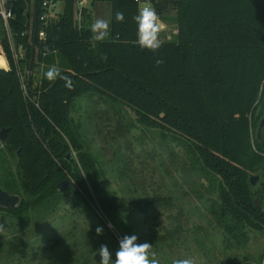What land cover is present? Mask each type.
Masks as SVG:
<instances>
[{"label": "trees", "instance_id": "trees-1", "mask_svg": "<svg viewBox=\"0 0 264 264\" xmlns=\"http://www.w3.org/2000/svg\"><path fill=\"white\" fill-rule=\"evenodd\" d=\"M44 1L13 0L8 27L0 14L10 66L0 68V130L9 128L6 142L0 140V187L22 197L17 208L0 207V212L28 221L52 199L59 198V204L72 193L119 227V219L133 211L176 205L173 196L125 199L105 189L104 171L85 150L82 125L74 116L81 98L100 95L127 104L141 127L183 142L207 170L209 193L218 195L210 207L225 228L226 242L229 237L241 242L245 228L264 233V180L257 188L250 183L252 174L264 175V130L261 139L257 134L264 117V0H141L159 16L177 11V40L161 43L155 52L136 43L137 0H64L63 11L48 24L41 19ZM83 1L110 4L104 39L93 38V15ZM118 11L125 15L122 23L115 20ZM13 46L23 51L31 73L43 65L38 86L28 75V99L14 71ZM53 66L71 78V89L62 79L45 77ZM69 146L78 151L85 176L66 157ZM65 169L78 188L60 193Z\"/></svg>", "mask_w": 264, "mask_h": 264}, {"label": "rangeland", "instance_id": "rangeland-1", "mask_svg": "<svg viewBox=\"0 0 264 264\" xmlns=\"http://www.w3.org/2000/svg\"><path fill=\"white\" fill-rule=\"evenodd\" d=\"M64 4V0H58L57 13L63 11ZM94 5L82 2L94 21L97 8L103 7L101 18L108 20L109 13L111 26L110 4ZM176 13L171 8L159 16L161 43L177 40L180 29ZM4 23L8 27V22ZM2 32L0 27V68L10 70L1 43ZM13 57L16 77L28 99L30 65L23 51L15 46ZM42 73L43 65L37 64L31 73L35 86L40 84ZM74 116L82 125L85 150L104 171V187L109 193L125 199L145 194L173 196L176 205L169 210L149 209L144 214L133 211L119 219V227L95 205L92 209L87 207L72 193L59 204V198L52 199L28 221L27 217L18 220L0 212V264H98L99 247L107 245L115 260L119 241L125 235H136L138 243H151L159 264H173L179 259H191L193 264H264L263 232L245 228L239 235L241 242L232 237L226 242L225 228L210 207L211 198L218 195L209 193L212 184L207 180L208 172L177 137L169 133L164 136L156 128L141 127L127 104L108 96L81 98ZM69 152L85 176L78 151L69 146ZM11 159L15 161L14 157ZM65 172L64 180L78 188L76 179L66 169ZM252 175H260L254 186L257 188L264 175ZM257 198L260 201L259 196H254V204ZM97 227L103 229L102 234L97 235Z\"/></svg>", "mask_w": 264, "mask_h": 264}, {"label": "clouds", "instance_id": "clouds-1", "mask_svg": "<svg viewBox=\"0 0 264 264\" xmlns=\"http://www.w3.org/2000/svg\"><path fill=\"white\" fill-rule=\"evenodd\" d=\"M115 20L117 22H124L125 15L118 11L115 13ZM134 20L137 25V40L136 43L140 48L149 50L151 52L157 51L161 47L160 33L161 22L160 17L150 4H145L138 9ZM110 28V21L105 19H97L91 25V31L94 34L93 38L96 40L104 39ZM106 59V57H104ZM157 63L161 61L157 60ZM49 81L62 79L65 81V87L71 89L73 87L71 78L62 75L55 67H50L44 74ZM3 226L0 225V230ZM101 227L96 228L97 235L102 234ZM136 235H125L119 241V248L115 253V260L112 259V253L107 245H101L97 250L99 255L98 264H159L156 253L152 251V244L148 242L138 243ZM173 264H193L191 259H179L173 261Z\"/></svg>", "mask_w": 264, "mask_h": 264}, {"label": "water", "instance_id": "water-1", "mask_svg": "<svg viewBox=\"0 0 264 264\" xmlns=\"http://www.w3.org/2000/svg\"><path fill=\"white\" fill-rule=\"evenodd\" d=\"M36 5H37V3H36ZM33 59H34V52L32 53L31 62H33ZM30 73H31V69H30ZM30 82H31V77L29 78V83ZM263 130H264V117L261 120V123L258 127V130H257V134H258L259 139L262 138ZM8 132H9V128H4L0 131V140L2 143L6 142ZM18 153H20V150L18 151ZM66 157L72 162L75 161L72 152H69ZM259 179H260V175H252L250 177L251 185L254 187L258 183ZM72 186H73L72 182L70 180L66 179V180H63L60 183H58L57 190H58V192L62 193V192L69 190L70 188H72ZM21 200H22V197L19 194H10L7 191H5L3 188L0 187V207L17 208L20 205ZM255 203H256L255 205L257 206V208H259V209L262 208V205L260 204L259 198H257ZM263 211H264V209H263Z\"/></svg>", "mask_w": 264, "mask_h": 264}, {"label": "built area", "instance_id": "built-area-1", "mask_svg": "<svg viewBox=\"0 0 264 264\" xmlns=\"http://www.w3.org/2000/svg\"><path fill=\"white\" fill-rule=\"evenodd\" d=\"M13 0H0V14L5 21L8 22L9 18L13 16V10L11 8V3ZM140 4V7L144 6L145 4H149L143 2L141 0H137ZM9 2L10 6L6 7L5 3ZM43 9L44 13L41 16L42 21L48 24L55 16L58 11V0H45L43 2ZM40 37H45L44 32H40Z\"/></svg>", "mask_w": 264, "mask_h": 264}, {"label": "crops", "instance_id": "crops-1", "mask_svg": "<svg viewBox=\"0 0 264 264\" xmlns=\"http://www.w3.org/2000/svg\"><path fill=\"white\" fill-rule=\"evenodd\" d=\"M97 3H107V2H97ZM96 3V4H97ZM95 6V5H94ZM101 8H103V7H101V6H99L98 8H97V11H98V13H97V15H96V18H95V21L97 20V19H102L101 17H102V14H103V10L101 9ZM106 17L108 18V21H109V13H106ZM106 20V19H105ZM94 21V22H95ZM110 29V28H109Z\"/></svg>", "mask_w": 264, "mask_h": 264}, {"label": "bare ground", "instance_id": "bare-ground-1", "mask_svg": "<svg viewBox=\"0 0 264 264\" xmlns=\"http://www.w3.org/2000/svg\"><path fill=\"white\" fill-rule=\"evenodd\" d=\"M2 64V62L0 61V65Z\"/></svg>", "mask_w": 264, "mask_h": 264}]
</instances>
